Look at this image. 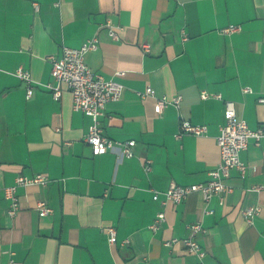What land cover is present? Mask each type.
<instances>
[{
  "label": "crops",
  "instance_id": "obj_1",
  "mask_svg": "<svg viewBox=\"0 0 264 264\" xmlns=\"http://www.w3.org/2000/svg\"><path fill=\"white\" fill-rule=\"evenodd\" d=\"M232 24L241 29L222 31ZM92 38L97 48L86 52L87 65L124 85L100 126L109 138L135 140L133 157L94 154L84 139L91 116L73 108L65 86L59 100L47 87L55 83L49 56ZM20 66L32 77L29 98L15 74ZM147 86L158 96L182 95L179 108L157 112L156 98L140 95ZM203 90L222 99H203ZM259 97L264 0H0V264H264V137L240 152L247 171H230L223 201L193 192L162 204L171 182L210 179L220 159L224 100L257 128L264 122ZM182 119L206 124L208 133L177 137ZM39 173L50 181L18 187L21 207L10 217L4 188ZM39 201L52 212L41 215ZM249 206L260 207L252 224L242 214ZM162 210L165 220L154 231ZM194 222L206 231L192 234ZM107 226L116 228L114 243ZM190 236L205 250L202 259L180 241L165 243Z\"/></svg>",
  "mask_w": 264,
  "mask_h": 264
},
{
  "label": "built area",
  "instance_id": "obj_2",
  "mask_svg": "<svg viewBox=\"0 0 264 264\" xmlns=\"http://www.w3.org/2000/svg\"><path fill=\"white\" fill-rule=\"evenodd\" d=\"M60 1L57 2L59 4ZM34 6L38 9V2H34ZM112 38H117V32L112 24L107 25ZM240 25H229L222 29L224 33H230L240 30ZM97 48V38H92L84 42L79 47L62 46L60 55L49 56L52 69L51 74L55 83H48L47 87L51 90L54 99L59 100L62 95V88L65 86L72 95V104L75 110L84 112L91 116L92 124L89 131L85 135V141L92 147L94 154L105 153L109 150L117 151L118 157H133L135 155L134 147L136 141L116 140L109 138L103 134L100 126V117L104 114L106 104L110 101H117L121 98L124 85L115 79H107L102 74L94 72L85 61V54L88 50ZM145 51L149 50L147 43L143 44ZM15 74L26 82V96L29 98L33 92L32 77L28 70L19 67L15 70ZM120 75L121 72H118ZM244 92H252L250 87H244ZM141 96H153L156 98V111L161 112L168 105H174L179 108L182 95L178 94L173 97L167 95L158 96L156 90L147 86L146 89L140 92ZM222 99L219 93L211 94L206 90L201 92V97L207 99L209 97ZM258 101L264 104V97H259ZM225 122L220 127V132L217 135V144L220 150V159L217 166L209 171L210 179L207 182L193 184H178L171 182L168 189L164 192L165 199L162 204L173 202L175 204L181 202L188 194L199 192L204 200L208 201L214 195L220 196L224 200V196L231 190V187L225 183V178L229 175L232 169H236L241 175L247 171V165L240 158V152L248 147L249 141L254 139L257 143L264 137V122L257 128H251L248 123L237 116L235 102L233 100H224ZM208 126L206 124L192 123L190 120L182 119L180 121L179 132L177 137L184 134H193L196 136L206 135ZM152 161L148 158L144 161L146 171L151 169ZM50 181L46 174L35 175H19L14 184L6 186L5 196L9 201L7 213L10 217H14L19 211L21 205L17 194V189L20 186L28 185H46ZM260 186H254V190H259ZM37 209L41 215H47L52 212V208L44 201H39ZM259 206H249L242 210V214L248 224H252L255 216L258 214ZM204 212H212V210H204ZM165 220V212L159 211L150 228L156 231ZM192 234L197 232H205L206 229L200 222L191 224ZM105 232L109 236V241L114 243L116 240V228L114 226L104 227ZM182 242L186 248L199 256L200 259L206 254L205 250L193 237L172 238L166 241V245H172L175 242ZM10 264H21L20 262L12 261ZM197 264H203L200 260Z\"/></svg>",
  "mask_w": 264,
  "mask_h": 264
}]
</instances>
